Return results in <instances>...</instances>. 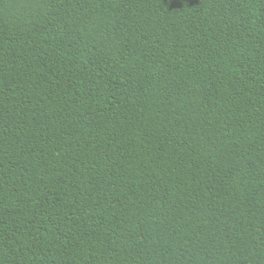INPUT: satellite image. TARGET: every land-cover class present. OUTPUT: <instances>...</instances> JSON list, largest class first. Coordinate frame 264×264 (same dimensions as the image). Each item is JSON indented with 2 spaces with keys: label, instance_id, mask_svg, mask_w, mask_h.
<instances>
[{
  "label": "trees",
  "instance_id": "16d2710c",
  "mask_svg": "<svg viewBox=\"0 0 264 264\" xmlns=\"http://www.w3.org/2000/svg\"><path fill=\"white\" fill-rule=\"evenodd\" d=\"M0 264H264V0H0Z\"/></svg>",
  "mask_w": 264,
  "mask_h": 264
}]
</instances>
